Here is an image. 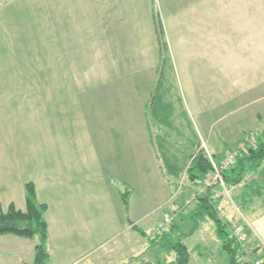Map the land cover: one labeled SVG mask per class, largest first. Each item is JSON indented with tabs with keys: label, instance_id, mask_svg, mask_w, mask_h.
I'll return each mask as SVG.
<instances>
[{
	"label": "rangeland",
	"instance_id": "1",
	"mask_svg": "<svg viewBox=\"0 0 264 264\" xmlns=\"http://www.w3.org/2000/svg\"><path fill=\"white\" fill-rule=\"evenodd\" d=\"M48 11L42 0H0V154H9L12 159L17 156L20 168L16 172L29 174L34 179L41 170L40 144L41 141L45 143L46 139L45 145L49 150H55L53 144H57L58 148L61 147L58 151L62 149L65 163L74 162V168H79L80 174L74 172V175L80 179V184H84L81 188L88 189V192L95 186L97 192L100 169V174L110 181L112 187L119 188L120 183H116L118 179L107 174L108 166L113 164L119 167L120 164L125 169V160L132 158L133 153L140 155L145 152L144 163L139 159L138 167L143 168L144 172L154 173L152 150L156 155L157 170L162 172L164 180L167 177L165 168L168 170L171 164L174 173L170 175L175 178V183H179L178 188L171 187L169 191L160 186L159 190L135 189L129 211L139 223L134 222L129 231H123L120 226L109 228L112 223L109 216L117 209L114 203L110 204L100 196L90 199L88 203V195H84V201L77 206L80 210H94L96 214V245L92 254L78 264L169 262L175 258L169 245L175 241H182L187 246L189 259L186 264H230L215 223L203 212L204 208L198 202L205 190L201 183L203 180H191L186 173L187 166L183 171L184 163L178 164L183 156L187 159L194 151L190 145L198 143L197 137H243V140L251 135L254 139L251 146L256 144L264 126V0H153V20L162 55L157 69L166 72L161 79V87H166L168 91L167 99H163L159 92L157 102L160 98L167 100L169 110H151V97L144 101L145 108L150 116L152 114V119L157 115L166 119L167 113L173 112L178 123L166 126L165 122H161V125H157L162 132L155 134L153 131L151 147L143 146L144 151L142 143L138 145L133 138L137 137V133L126 131L124 119L120 121L121 135L123 133L124 137L114 135V124L107 126L112 123L110 117L115 118L113 111L107 110V107L116 100L117 103L123 101V93H111L103 88L98 92L85 90L73 95L68 90L73 85L81 84L72 77V72L80 73L81 63L72 64L63 59L64 52L57 45L54 23ZM187 33L192 38L196 37V42L187 40ZM198 37L202 38V42ZM167 49L171 50L169 58ZM167 61L171 62L172 69L167 67ZM157 79L158 76L152 88H155ZM135 83L133 87L138 90L141 84ZM114 85L111 87L115 88ZM142 86V89L146 88L145 84ZM148 95L139 90V93L130 94L129 97L133 98L131 101L135 107L138 105L137 99ZM124 105L122 103L118 108ZM133 114L139 115V110H133ZM180 120L182 123H179ZM151 122L154 124V121ZM152 123L148 124L149 128ZM88 132H95L93 137L100 142L99 146H94L101 155V168L95 175L90 148L86 144V139L91 137H82ZM106 134H112V137H102ZM50 137H60L61 140L56 143ZM148 140L145 138V142ZM120 141L124 145L126 143L125 154L118 150ZM239 143L233 149H239ZM201 148L208 152L204 145ZM73 150L79 159L70 158ZM126 154L119 158V155ZM242 154L246 153L239 151L236 160ZM109 155L112 157L108 158ZM13 161L16 164V160ZM261 163L262 160L252 163L246 160L235 166V184L242 181L245 172L248 178V173ZM129 172L128 178L138 182L139 177L134 178L131 170ZM256 176L259 177V174ZM188 183L194 186L191 192L186 188ZM248 185L252 189L258 187V193L261 192L257 183ZM124 188L130 189V185L120 187L122 191ZM61 189L63 196H69L72 191L67 185L61 186ZM225 189L215 201H206V206L213 208L218 216L222 208H225L226 214L235 212V223H228L224 215L219 218L225 224L228 238L238 246L236 263L253 264L254 255L251 256L242 243L230 237L231 228L238 227L248 241L245 224L247 207L236 201L234 203L232 192L227 193ZM244 189L249 193L247 187ZM45 191L52 196L55 187ZM152 192L157 196L153 197ZM260 194L262 196L256 205L251 206L254 210H261L264 206V193ZM191 196V201L187 203ZM63 203L62 212L67 215L70 205H67L68 200H63ZM173 204L176 207L174 213L171 208ZM124 212L127 217L129 212L125 208ZM165 218L169 222L166 223ZM23 241L24 258L32 261V243L37 242V236ZM4 251L0 247V264H22L18 255L7 256ZM261 252L255 257L261 258V264H264V254ZM46 264H59V261L53 256L47 259Z\"/></svg>",
	"mask_w": 264,
	"mask_h": 264
},
{
	"label": "crops",
	"instance_id": "2",
	"mask_svg": "<svg viewBox=\"0 0 264 264\" xmlns=\"http://www.w3.org/2000/svg\"><path fill=\"white\" fill-rule=\"evenodd\" d=\"M42 1L47 11L48 9L50 11L49 14L52 22L54 23L53 25L55 28L57 45L59 48L61 46L64 52L65 58L63 57V59L71 62L72 64L81 63L80 73L72 72V77L75 80H79L81 84L75 86L73 85L68 90L75 95L85 90H94L98 92L102 91L103 88H106L108 91H111V93L120 91L124 94V97H122L123 101L118 100L120 103H117L116 100L115 102H111L109 107H107V110L113 111L115 117L114 119L110 117L112 123H108L107 126L114 124L116 127L114 135L116 137L123 136V133L121 135L120 127L122 125L120 124V121L121 119H124V125L127 127L126 131L128 130V133L129 131L130 133H137V137L133 138L137 141L138 145L140 144L141 146L142 143L141 148L143 146L151 147L152 140L150 142V139L153 131L155 134H158V131L159 133L162 132L161 128L157 127V125H161V122L162 124L165 122L164 125L166 126L176 125L178 123L176 114L173 112H171L172 114L168 112L166 119L160 115H157V117L153 116L154 119H152V114L150 116L149 112L146 111L147 108H145L144 101L149 100L151 97V110H169L167 106L168 101L163 100L167 99L168 91L166 87H161V79L164 77L166 72L163 69H161V71L157 69L159 63L161 62L162 55L159 48V37L156 33L155 23L153 20V0ZM185 38L191 41L197 40L196 37H190L188 33ZM198 39L202 42V38L198 37ZM167 52V58H169L171 50L167 49ZM165 62L166 61L164 60L163 65ZM167 67L172 69L170 61H167ZM169 73L170 70H168L167 74ZM157 76L158 79L156 86L155 88H152L155 83L154 80ZM135 82L138 85L141 84L138 87V90L133 87ZM144 84L146 88L142 89V85ZM112 85H114L115 88L111 87ZM139 90H141L144 94L148 93L149 95L145 96V98L140 97L137 99L138 105L134 107L132 105L134 102L131 101L133 98L130 99L129 95L139 93ZM159 92L162 94L163 99L160 98L157 102ZM139 100L142 103H140ZM122 103L125 104L124 107L118 108ZM159 103L163 104L159 105ZM133 110H139L140 114L134 115ZM159 119H162L163 121H159ZM175 119L176 121H174ZM151 121H154V124ZM149 123H152L151 128H149ZM179 123H182V120H180ZM153 128L155 130H153ZM95 132L94 134L93 132L92 134L88 132L85 136H82L91 137L86 139V144L87 147L90 148L92 158L91 164L94 168V175L101 168V155L94 149V146H99L98 143H100L94 138ZM101 132L102 130L100 133ZM102 137H112V134H106ZM40 138L41 140L44 139V137ZM50 138L52 141L55 140L56 143L61 140L60 137ZM145 138L149 140L145 142ZM242 138L243 137H197L198 143H192L190 145L194 149L191 154L204 145L208 153L218 161L224 157L229 150L235 148ZM72 140L74 142V139ZM46 142L47 141L45 139V143ZM77 142L80 143L79 140H77ZM45 143H42L41 141L40 144L39 165L41 164V170L40 173H38V176L34 179L29 174L16 172V170L20 168V164H17V156L13 158L16 160V164H14V161L9 154H0V211H5L11 202L16 208L24 210V183L32 181L35 188L36 200L38 202L45 203L47 206L44 212V218L47 223L46 249H48L47 251L50 255L48 260L53 258V256H56L59 264H78L79 262H82V260L88 258L95 250L96 214L94 210L90 211L86 208L80 210L79 206H77L81 205V201H84V195H88V203L90 199L98 196L104 198V200H108L110 204L114 203L117 209L115 212L112 211L109 216L112 222L109 225V228L120 226L123 227V231H129L132 230L130 228L132 224L134 222H138V220L135 219V216H133V214L129 211L130 199L133 197L135 189L159 190L160 187H163L169 191L171 187L173 189L179 187V183H175V178L170 175L174 173V168L171 164L168 165V170L164 167L167 175L166 179L164 180L161 176L162 172L160 173V171L157 170L159 168L157 167L156 155L152 153L151 148L150 150L152 154V166H154V173L150 171L144 172L143 168L138 167L139 159H141L142 164L144 163L143 157H145V152L140 155L131 153L132 158L125 160V169L121 168L120 164L119 167L116 165L113 166V164L108 166L109 169L107 174H110L111 176L114 175L116 179H118V182L116 183H120L119 188L114 186L112 187L110 181L103 174H100L102 172L100 169L97 176L99 179V182L97 183L98 191L96 192V188L93 186L90 191L87 192L88 189L81 188V185L84 184H80V179L76 178L74 175V172L78 175L80 174L79 168H74V162H72V164L70 162L65 163L62 149L61 151H58L61 147L58 148L57 144H53L55 150L51 151L47 148ZM144 147L142 148L143 151ZM118 150L121 153L123 151V154L127 153L126 143L124 145V143L120 141ZM64 153L66 154V152ZM68 154L69 153H67V155ZM26 156L27 154L24 155V158H26ZM123 156H127V154L119 155V158ZM109 157L112 156L109 155L108 158ZM189 157L190 156L186 159V156H183L179 161L178 165H182L184 163L183 171L190 160ZM70 158H73V160L76 158L79 159V155L76 154L75 150H73ZM174 159L175 160L173 161L176 163L177 160L176 158ZM150 166L151 165H148L149 168ZM128 169H130L134 174V178L135 176L139 177L138 182L128 178V174L130 173V170L128 171ZM230 170L226 173L227 179L225 181V187L216 185L212 188L203 190V196H206L207 200L215 201L222 196V191H224L225 188L227 189V193L231 191L233 202H238L239 205L241 204L243 207H247L245 224L247 225V233L249 236L248 241L251 242V244L259 245L264 251V206L261 210H254L251 207L256 205L258 198L262 196L260 193H264V159L258 167L251 170L253 175L249 172L247 178L245 172L242 181L240 180L241 182L238 184H235V167L234 170ZM154 174L158 176H154ZM258 174L259 177L256 176ZM154 180L156 181L155 184H153ZM245 181H247V183H245ZM252 182L258 184L259 189L261 190L260 193H258V187H254V189H252V187L248 185ZM227 184L230 185L229 188L226 187ZM63 185H67L71 188L70 190L72 191L69 196H63L61 193V186ZM125 185H130V189H128L129 196L127 208H125L122 202V190L120 189L121 186L124 187ZM5 187L6 190L4 191ZM53 187H55V193L51 196L45 190L49 188V191H51ZM193 187L194 186H192L191 183L186 184V188L190 192V189ZM246 187L249 193L245 192L244 188ZM235 190H237L236 195ZM42 191L45 192L42 193ZM135 196L137 197V194H135ZM152 196L155 197L157 194L152 192ZM63 200H68L67 205H70L68 211L69 214L67 213V215H64L62 212L64 205ZM161 204L164 203L162 202ZM124 208L127 212H129V214L127 213V217L125 216L126 212H124ZM171 208L174 213L176 208L174 204ZM231 212L232 214H229ZM218 213L219 216L224 215L225 220L228 221V223H235V212L230 211L226 214L225 208H222ZM191 215L192 214H189V216ZM125 219L128 220V223L125 222ZM29 239L31 240L32 238H26L12 233L0 234V247L5 250L4 254L7 256H12L13 254L15 256L18 255L22 264H31L32 261H28L24 258L26 253L22 249V245L24 243L23 240ZM32 244L34 247L35 243Z\"/></svg>",
	"mask_w": 264,
	"mask_h": 264
},
{
	"label": "trees",
	"instance_id": "3",
	"mask_svg": "<svg viewBox=\"0 0 264 264\" xmlns=\"http://www.w3.org/2000/svg\"><path fill=\"white\" fill-rule=\"evenodd\" d=\"M158 32L160 34V28ZM245 153L246 154H242L243 156L240 159L237 158L236 163L233 167L224 172V181H226L227 179L226 173L230 169L234 170V167L238 164H242L243 161L247 160L252 163L260 162L264 159V126L262 127L257 137L256 144L249 147ZM189 156L190 160L186 167V173L191 180L200 181L203 176L211 169L207 153L204 149L200 148ZM240 167H242V165ZM24 191V210L16 208L15 205L11 202L5 211H0V234L12 233L26 238H33L34 236H37V242L34 244V257L31 264H46V261L49 258V253L46 249L47 223L44 218V212L47 206L45 203H41L36 200L35 188L32 181H27L24 183ZM128 196V189H125L121 192V199L125 208L128 207ZM199 198L200 201L198 200V202H200V204L202 205L200 207L204 208L203 212H205L206 215L215 223L217 235L220 238L222 248L228 255L229 263L237 264L235 255L238 246L233 245L232 239L228 238V231L225 229V224L219 218L217 212L213 208L209 209V206H206L205 202L208 201L206 199V196ZM169 247L172 248L175 253V258L172 261H147L143 264H186L188 262L189 253L187 250V246L182 241L171 242ZM261 251V253L264 254V251Z\"/></svg>",
	"mask_w": 264,
	"mask_h": 264
},
{
	"label": "built area",
	"instance_id": "4",
	"mask_svg": "<svg viewBox=\"0 0 264 264\" xmlns=\"http://www.w3.org/2000/svg\"><path fill=\"white\" fill-rule=\"evenodd\" d=\"M254 139L250 135L248 137H245L241 142L239 143V149H231L229 150L224 157H222L220 160H215L212 155H210L208 152L207 156L211 165V169L209 172H207L203 178L202 181V187L206 190L209 188H212L214 186H222L224 187V172L228 170L229 168L233 167L236 162V156L239 151L246 152L249 147L253 144ZM248 147V148H247ZM192 199V196L187 200V203H189ZM165 222H169L168 218H165ZM230 237H232L234 240H236L238 243H242L246 249V251L253 257V264H261L262 259L256 258L259 252H261L262 247L255 244H249V242L246 239L245 234H243L238 227H232L230 231ZM260 250V251H259Z\"/></svg>",
	"mask_w": 264,
	"mask_h": 264
}]
</instances>
